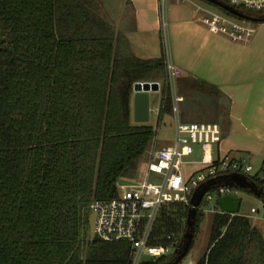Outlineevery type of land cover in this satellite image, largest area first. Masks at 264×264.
<instances>
[{
	"label": "trees",
	"instance_id": "16d2710c",
	"mask_svg": "<svg viewBox=\"0 0 264 264\" xmlns=\"http://www.w3.org/2000/svg\"><path fill=\"white\" fill-rule=\"evenodd\" d=\"M159 79L158 121L171 112L163 58L136 57L101 0H0V264H129L127 242L89 240V205L114 197L148 153L153 126L131 122L123 90ZM188 85L211 96L204 121L226 133L229 98L201 79ZM187 210L163 205L150 242L179 247ZM195 264H264L262 232L244 215L214 213Z\"/></svg>",
	"mask_w": 264,
	"mask_h": 264
},
{
	"label": "crops",
	"instance_id": "0c3cea01",
	"mask_svg": "<svg viewBox=\"0 0 264 264\" xmlns=\"http://www.w3.org/2000/svg\"><path fill=\"white\" fill-rule=\"evenodd\" d=\"M101 1L104 15L125 35L136 57L163 58L158 0ZM197 5L209 9L194 0H168L167 4L172 58L182 71L176 80L177 92L184 98L179 103L180 110H185L187 118L194 121L211 119V96L188 83L201 79L212 84L230 101L228 131L222 135L216 151L264 164V21L255 22L249 41H234L199 22L197 16L201 13L196 10ZM157 82L159 89L150 92V100L155 93L159 96L158 103L150 102V115L152 109L161 106L164 80ZM181 91H185L186 96ZM212 95L218 96L216 91ZM164 117L170 121L173 137L172 112L163 114L160 120ZM129 119L134 120L132 100L129 101ZM172 137L164 145L169 144ZM239 152L243 156L237 154ZM254 223L262 231L263 216L259 214Z\"/></svg>",
	"mask_w": 264,
	"mask_h": 264
},
{
	"label": "built area",
	"instance_id": "2783aa9c",
	"mask_svg": "<svg viewBox=\"0 0 264 264\" xmlns=\"http://www.w3.org/2000/svg\"><path fill=\"white\" fill-rule=\"evenodd\" d=\"M222 1L241 11L242 9L264 11V0ZM167 4L168 0H158L163 63L173 115L172 141L153 151L140 181H118L117 194L114 197L94 199L89 205L90 213L95 214V237L107 242H127L130 245L129 264L156 261L157 258L174 252L172 245H157L150 242L154 222L163 205L179 202L188 207L191 206L190 199L195 189L207 179L221 174L239 173L254 182H264V172L254 171L252 164L246 158H238L230 154L221 155L216 151L222 140L220 123L181 119L179 103L184 98L177 92L176 80L182 71L172 58ZM196 10L203 11L197 16L199 22L210 30L228 36L231 40L247 42L254 32V27L249 25L247 20L230 13L204 9L199 5L196 6ZM152 111L158 119L159 108L152 109ZM195 145L200 147V159L197 161L184 160V156L194 153ZM195 163L202 166L196 174L189 175L184 171V164ZM151 174L158 177L157 182H149ZM235 188L239 187L225 184L215 185L203 194L201 200L203 198L211 200L212 191L216 192L218 198L225 194L234 195L232 192ZM258 201L259 205L250 207L247 214L239 213V210L229 214L231 216L244 215L249 218L252 226H256L254 220L261 214L260 210L264 213L262 196L258 197ZM211 212L218 213L214 209ZM219 212L224 211L220 209ZM261 215L264 218V214ZM261 232L264 239V228ZM186 264H194V262L189 261Z\"/></svg>",
	"mask_w": 264,
	"mask_h": 264
},
{
	"label": "water",
	"instance_id": "95a60500",
	"mask_svg": "<svg viewBox=\"0 0 264 264\" xmlns=\"http://www.w3.org/2000/svg\"><path fill=\"white\" fill-rule=\"evenodd\" d=\"M228 13L245 19L247 21L255 22L260 19L255 18L234 6L223 2L222 0H207ZM159 89V83L157 81H135L130 85L129 91L126 88L123 90V99L129 108V101L132 100L133 106V119L135 122L146 123L150 119V92L157 91ZM218 184L234 185L241 189H244L257 197H261L264 200L263 188L258 186L256 182L249 180L245 175L239 173L221 174L216 177H212L202 182L193 192L190 199L191 206L188 207L186 216V228L183 233L182 242L179 247L174 249L173 257L166 264H178L189 251L192 244L194 228H195V216L198 205L200 204L203 194ZM240 197L225 194L216 200V204L219 208L226 213H236L239 210ZM94 219L95 214L91 212L89 214V240L93 242L95 238L94 233Z\"/></svg>",
	"mask_w": 264,
	"mask_h": 264
},
{
	"label": "rangeland",
	"instance_id": "374dc122",
	"mask_svg": "<svg viewBox=\"0 0 264 264\" xmlns=\"http://www.w3.org/2000/svg\"><path fill=\"white\" fill-rule=\"evenodd\" d=\"M194 1L204 5L205 7H208L212 11L227 13L221 7L211 2H208L207 0H194ZM200 13L202 14L203 11H200ZM246 22L251 26H254L255 24V22H251V21H246ZM158 98L159 96L153 93L151 96V100H150L151 104L154 105V103L158 101ZM187 120H193V119L188 118ZM131 122L137 123V124L139 123V122H135L134 120H132ZM146 123L153 126V129H154V136H153L150 149L148 153L140 160V162L138 163V165L133 171L129 172V174L124 175L119 179V181L121 182L140 181L144 176L147 163L150 160V157L153 151L155 149L160 148L162 145H164L168 141H170L172 137V127L170 125V121H168V119H166L165 117H164V120L158 121L155 114L152 113L150 115L149 121ZM237 154L243 156V154L240 152ZM183 159L184 160H194V161L199 160L200 159L199 145L194 146L193 154L189 156H184ZM248 161L252 164L254 171L261 169L264 172V164H261L260 162L252 158H248ZM183 167H184V171L188 173L189 175L196 174V172L202 168V166L198 163L184 164ZM157 181H158L157 176L153 174L149 176V182L155 183ZM232 193L240 197L239 211H238L239 213L247 214L249 212L250 207L252 206L256 207L259 205L258 197L252 194L251 192H248L241 188H235V190ZM211 194H212L211 200H207L203 198L197 207L198 211L202 214L200 216L198 227L194 232L195 234L193 237V246L178 264H186L189 261H192L195 264L198 258L206 250V247L208 244L209 233H210V225L212 221V216L214 214L211 212V210L214 209L215 211H218V212L220 210L218 205L216 204V200L218 198L216 192L212 191ZM260 213L264 214L262 210H260ZM172 255H173V252L170 254V256Z\"/></svg>",
	"mask_w": 264,
	"mask_h": 264
}]
</instances>
